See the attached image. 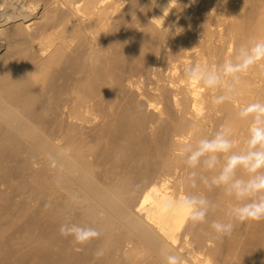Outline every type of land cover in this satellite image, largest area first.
<instances>
[{
    "label": "bare ground",
    "instance_id": "obj_1",
    "mask_svg": "<svg viewBox=\"0 0 264 264\" xmlns=\"http://www.w3.org/2000/svg\"><path fill=\"white\" fill-rule=\"evenodd\" d=\"M0 38V264H164L165 247L184 264H264V221L217 238L158 210L161 195L201 193L220 205L209 224L227 219L235 201L193 188L176 149L228 124L244 150L237 112L264 101V71L217 107L222 90L183 69L264 39V0H0ZM66 222L101 236L76 251Z\"/></svg>",
    "mask_w": 264,
    "mask_h": 264
},
{
    "label": "clouds",
    "instance_id": "obj_2",
    "mask_svg": "<svg viewBox=\"0 0 264 264\" xmlns=\"http://www.w3.org/2000/svg\"><path fill=\"white\" fill-rule=\"evenodd\" d=\"M181 31L182 29L177 28L176 34ZM253 67L264 71V39L253 38L241 45L234 60L226 59L215 67L187 65L183 72L190 84L222 90L221 94L211 98V104L218 107L236 95L241 74ZM237 117L249 121L244 150L233 151L234 134L228 124H222L210 136H203L195 143L189 140L176 149V155L186 166L187 179L193 188L199 183L208 191L222 189L227 197L235 201L227 209V219H214L209 224V212L220 205L201 193L184 194L178 198L161 195L158 202L161 214H181L194 227L208 224L217 238L230 236L237 223L264 221V101L255 100L241 106ZM192 127L195 128L196 125L193 124ZM48 159L49 166L56 168V160L50 155ZM104 215L102 211L98 213L100 218ZM58 231L61 237H70L71 242L79 246L76 251H82V246L101 236V232L95 227L79 223H62ZM103 255V249H97L93 253L94 259ZM160 255L164 264H184V257L167 247L161 249Z\"/></svg>",
    "mask_w": 264,
    "mask_h": 264
},
{
    "label": "rangeland",
    "instance_id": "obj_3",
    "mask_svg": "<svg viewBox=\"0 0 264 264\" xmlns=\"http://www.w3.org/2000/svg\"><path fill=\"white\" fill-rule=\"evenodd\" d=\"M4 45H3V42H2V40H1V38H0V51L2 50V47H3Z\"/></svg>",
    "mask_w": 264,
    "mask_h": 264
}]
</instances>
